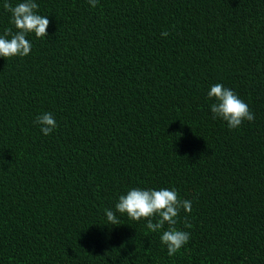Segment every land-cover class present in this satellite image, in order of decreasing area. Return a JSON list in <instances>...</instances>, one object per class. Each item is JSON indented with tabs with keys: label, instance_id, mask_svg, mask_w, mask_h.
Masks as SVG:
<instances>
[{
	"label": "trees",
	"instance_id": "trees-1",
	"mask_svg": "<svg viewBox=\"0 0 264 264\" xmlns=\"http://www.w3.org/2000/svg\"><path fill=\"white\" fill-rule=\"evenodd\" d=\"M36 3L48 36L0 57V264H264V0ZM216 83L253 122L213 118ZM132 188L192 201L175 256L167 224L108 222Z\"/></svg>",
	"mask_w": 264,
	"mask_h": 264
},
{
	"label": "clouds",
	"instance_id": "clouds-1",
	"mask_svg": "<svg viewBox=\"0 0 264 264\" xmlns=\"http://www.w3.org/2000/svg\"><path fill=\"white\" fill-rule=\"evenodd\" d=\"M91 7L95 8L99 0H88ZM3 9L11 13V24L16 31L11 28L5 30L0 36V57L5 59L14 56L26 57L31 52V42L26 39L27 34L34 33L35 36L43 38L48 36L50 20L46 16L38 14L39 5L36 0H22L13 6L9 0H5ZM170 33L163 31L162 36L167 37ZM10 37V38H9ZM210 99L214 98L215 103L211 104L213 118H220L227 122L229 129H236L247 120L253 122L254 113L249 109L248 104L242 100L233 90L225 88L222 83L211 86L207 93ZM35 124L40 126L44 135H51L57 127V123L50 112H45L36 117ZM187 213L192 211V201L180 199L175 189L161 188L140 189L132 188L126 194L120 195L119 200L113 210L106 211L108 222L119 225L116 213L127 214L133 221L147 220L146 227L151 232H157L168 225V229L161 234V242L167 248V254L175 256L182 247L190 240L191 233L176 228L177 217L180 210ZM153 218H157L153 222ZM186 228H191V224L185 222Z\"/></svg>",
	"mask_w": 264,
	"mask_h": 264
}]
</instances>
